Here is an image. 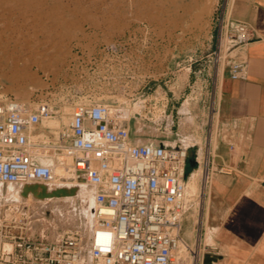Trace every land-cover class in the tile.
<instances>
[{
	"label": "rangeland",
	"instance_id": "1",
	"mask_svg": "<svg viewBox=\"0 0 264 264\" xmlns=\"http://www.w3.org/2000/svg\"><path fill=\"white\" fill-rule=\"evenodd\" d=\"M226 1L0 0V101L11 97L32 106L50 105L51 113L36 129L35 139L55 141L54 127L70 121L76 103L116 102L131 117L134 114L132 125L130 116L126 124L137 144L186 148L187 142L171 140L174 136L165 132V77L169 67L181 68L199 49L205 52L215 44L214 27ZM16 57L19 61H14ZM62 161L71 163L60 156L56 164ZM56 173L54 187L66 185L68 181ZM78 184L75 179L74 186L65 189L72 204L55 201L64 215L58 216L52 207L40 208L36 201L22 209V201L0 199V223L9 224L14 233L26 224L32 236L38 237L40 229L54 239L66 230H77L87 207ZM88 187L93 200L88 209L93 213L94 187L89 183ZM1 188L6 192V185ZM192 197L187 198V208ZM8 245L0 242V249ZM183 247L182 253L180 248L176 252L177 264H192ZM94 260L87 255L83 264H98Z\"/></svg>",
	"mask_w": 264,
	"mask_h": 264
},
{
	"label": "built area",
	"instance_id": "2",
	"mask_svg": "<svg viewBox=\"0 0 264 264\" xmlns=\"http://www.w3.org/2000/svg\"><path fill=\"white\" fill-rule=\"evenodd\" d=\"M212 58L228 66L233 78L248 76L246 50L254 40L243 22L234 27L219 16ZM51 113L16 98L0 101V183L25 187L49 185L57 178L56 161L84 175L94 187V225L89 249L80 230H66L56 240L34 237L28 226L16 233L0 223V264H74L90 253L104 264H177L186 213L187 148L137 144L126 126L121 103L79 102L55 141L35 139L37 127ZM130 119V118H129ZM225 167H220L222 172ZM214 169L208 160L203 183ZM194 264L201 253L189 249Z\"/></svg>",
	"mask_w": 264,
	"mask_h": 264
},
{
	"label": "crops",
	"instance_id": "3",
	"mask_svg": "<svg viewBox=\"0 0 264 264\" xmlns=\"http://www.w3.org/2000/svg\"><path fill=\"white\" fill-rule=\"evenodd\" d=\"M220 15L231 27L243 22L253 31L247 78H233L228 66L215 65L214 44L196 50L181 68L169 67L162 92L166 135L188 143L186 184L193 180L195 188L182 241L191 257L189 249H199L198 264H264V0H227ZM206 160L214 173L204 184Z\"/></svg>",
	"mask_w": 264,
	"mask_h": 264
},
{
	"label": "bare ground",
	"instance_id": "4",
	"mask_svg": "<svg viewBox=\"0 0 264 264\" xmlns=\"http://www.w3.org/2000/svg\"><path fill=\"white\" fill-rule=\"evenodd\" d=\"M15 59L16 60H14V59L13 60L19 61V57H16ZM122 106L124 107V105H122ZM132 108H130V109H132ZM124 109L126 110L127 118H129V116H130L129 110L127 111V109L125 107H124ZM65 112H68V109H65ZM133 116H134V114H133ZM137 122L138 121H136V123ZM128 128H129V125H128ZM55 171L56 172L59 171L63 175V178H65L68 181V183L66 185H58V186L56 185L55 187H51L49 185H41L40 187L34 188V189L29 187V186L25 187L24 189H21L19 187H17V188H15L14 186L12 187V185H8V186L6 185L7 189H6V192H4V190L1 188V186L5 185V184L0 183V199L11 200V201H22V204H23L22 209L27 205V203H29L31 201H34V202L36 201V203H35L36 206H38L40 208L44 207L45 209L52 207V208H54V210H57L58 216L64 215V212L61 213L60 211H58L60 206H58L55 203V201H59V199H61V200H64L65 202H67L68 204H72V196L70 194H64L65 189H68V188L74 186L71 184L75 181V179L79 180L81 184H78L77 187L80 190V192H79L80 193L79 194L80 199L84 203V205H87V207H84L81 211L82 219H83V225L78 227L79 229H77V230L82 231L83 235L86 237V242H87L86 247L89 249L90 239L92 236L91 231L93 230V225H94V211L95 210L93 211V213H90V211L88 209V207H91L93 205L92 192L88 187V182H86L83 174H80V173L76 174V172L73 171L70 166L67 167L66 165L56 164ZM68 184H70V185H68ZM194 191H195L194 182L192 180L191 183L186 184L185 201H184L186 209H187V207H186L187 198H189V197L191 198L193 196ZM53 202L55 203L54 205L52 204ZM182 244H183V242L181 241L180 246H179L180 250L178 251L179 253L183 252L182 248H181ZM5 249L6 250L11 249V244L9 243L8 247ZM179 253H178V255H180ZM87 255L90 259H93V260L95 259L88 252V253L83 255L81 260H79L78 262H76L74 264H83V261L85 260V258H87ZM94 261H96L98 264H104L102 261H98L96 259Z\"/></svg>",
	"mask_w": 264,
	"mask_h": 264
},
{
	"label": "water",
	"instance_id": "5",
	"mask_svg": "<svg viewBox=\"0 0 264 264\" xmlns=\"http://www.w3.org/2000/svg\"><path fill=\"white\" fill-rule=\"evenodd\" d=\"M28 186L34 189V188H38V187H40L41 185H27V186H25V187H28ZM185 209H186V208H185Z\"/></svg>",
	"mask_w": 264,
	"mask_h": 264
}]
</instances>
